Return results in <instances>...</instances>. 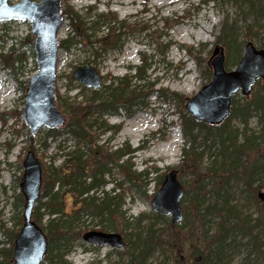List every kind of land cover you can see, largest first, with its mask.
<instances>
[{
	"label": "rangeland",
	"instance_id": "rangeland-1",
	"mask_svg": "<svg viewBox=\"0 0 264 264\" xmlns=\"http://www.w3.org/2000/svg\"><path fill=\"white\" fill-rule=\"evenodd\" d=\"M33 1L40 2V0ZM93 1L95 3V0ZM19 2L20 0H12L10 4ZM86 3V0H63L62 10L67 8L80 16L86 23L85 27H93L88 34L95 32L98 38L108 33L115 38L116 34L121 32L120 37H116L121 49L103 53L100 50L101 44L89 46L86 39L77 36L75 23L64 16L59 41L66 40L68 43L59 52L55 90L61 100H56V106L68 121L69 116L62 107L63 101L71 102L78 97V102H81L90 96L89 89L73 78L78 68L88 65L97 70L103 85H109L115 79L114 87H123L127 93L135 91L142 94L143 105L132 106L129 111L121 109L118 117L105 116L99 121L104 124L103 127L96 125L92 132L98 138L97 146L103 147L104 150L109 152L118 149L128 150V156L124 157L122 162L131 166L133 172L142 175L134 181L138 187L135 188L126 179V171L112 163L109 165L111 173L105 176L104 180L113 183V190L108 191L107 188L100 187L90 193L99 202L106 196L120 197L121 207L113 208H117L119 216L123 217L119 219L114 216L113 231L125 238L126 246L117 253L104 248L100 254L88 252L89 255L85 257L83 252L87 249L84 245H79L72 249L66 260L70 264H89L92 261L100 264L96 261L101 258L103 260L101 264H126L129 253L133 252L134 238L131 234H135L138 230V222L141 227H147L154 222L155 228L163 230L160 233L161 246L150 252L147 264H177L179 257L187 262L194 246L199 248L205 246L206 232L208 236H213L219 231L218 222L221 220L219 217H207V220L202 222L191 213L188 214L185 207L190 197H185V194L181 200L184 217L177 228L182 240L175 244L173 242L175 238H172L175 230L166 224V221L154 219L153 214L156 212L152 208L154 199L152 196H156L161 187L158 179L165 178L171 171H176L177 178L186 191L190 183V175L185 174L186 168L182 161V147L186 139L182 133L180 108L172 102L160 99L157 95L153 97V94L161 89H167L185 98H192L199 93L212 79V71L210 70L208 74L206 66L214 47L217 46L216 38L220 34L224 19L228 18L229 22L237 21L241 25L244 24L245 17L250 20L252 13L255 12L260 24L264 25V15L258 13L259 6L264 4V0H97L93 9L89 10L84 8ZM98 14L104 16L105 24L102 25L98 20ZM104 27L106 28L102 31ZM145 27L147 28L144 29ZM30 32L31 25L26 21L0 23V52H8L14 47L26 57V63L17 71L16 78L6 75L0 63V249L12 247L11 234L19 232L22 227L19 222L23 207L17 209L14 204L21 194L20 184L23 179V163L28 153L29 129L22 126V117L10 118L6 123L1 119L2 114L21 113L27 93L23 88H27L28 79L37 72L35 57H31L29 48L31 45L33 49L34 43L29 36ZM260 34V37L251 40L244 36L240 37L241 55L244 54L248 41H251L257 49H262L264 30ZM27 37L30 38L29 42L26 41ZM23 43L28 45L22 47ZM96 53L101 55L96 56ZM225 56L227 70H234L237 67L235 53L232 52L228 56L225 50ZM138 68H141L142 78L137 77ZM125 78L128 88L127 85L120 84ZM254 90L255 87L252 93ZM237 97L243 101L241 93ZM66 124L60 129H64ZM232 124L240 129L243 127L238 120H233ZM113 126L119 128L116 130L112 128ZM249 126L255 131L260 129L256 117L250 120ZM109 127L112 129H108ZM45 131L46 128H42L34 136L37 139L36 155L40 162L43 157L44 162L51 166L53 159L59 154L58 146L59 144L63 146L66 136L48 140L46 142L48 148L45 151L43 146ZM213 134L210 135L211 140L205 144V132L199 134L195 142L197 151L203 152L204 167L220 162V157L216 154L217 148L209 149ZM74 143L75 140L69 137L66 141L67 148L73 150ZM136 151L137 155L134 154ZM85 159L88 160V157L86 156ZM59 164L58 160L54 162V166ZM89 172H92L91 167ZM224 188V197L217 198L216 195H210V204L231 206L243 219L255 216V204L247 195L242 181L231 177ZM65 205L67 213L78 209L75 198L70 193L65 195ZM44 212L42 210V213ZM165 217L167 221H171L170 216ZM48 218V215H44V225ZM236 221L232 216L224 227L229 230ZM125 223L128 224L127 227L124 226ZM79 226L83 232L91 228L104 227L103 217L84 216ZM245 243L246 238L242 234H229L222 256L220 258L211 256L207 263L256 264L253 254L248 257ZM108 253L111 255L105 257Z\"/></svg>",
	"mask_w": 264,
	"mask_h": 264
},
{
	"label": "trees",
	"instance_id": "trees-1",
	"mask_svg": "<svg viewBox=\"0 0 264 264\" xmlns=\"http://www.w3.org/2000/svg\"><path fill=\"white\" fill-rule=\"evenodd\" d=\"M241 10L243 11V9ZM258 13L264 15V4H260ZM63 14L72 23H75L77 36L86 39L89 46L101 44L100 50L103 53L121 49L116 39V37H120L121 32L116 34L115 38L110 33L98 38L95 32L88 34L93 27H85L86 23L73 11L65 8ZM97 17L102 25L106 23L102 14H98ZM251 17L250 20L245 17L244 24L241 25L237 21L229 22L228 18H225L220 34L216 38L215 44L222 47L224 51L226 50L228 56L232 52L235 53L236 64L242 58L240 37L244 36L251 40L254 37H260V33L264 30V25L260 24L255 12ZM26 41L29 42L30 38L27 37ZM67 43L66 40L61 41L60 48L63 49ZM27 45L23 43L22 47ZM29 48L31 57L34 58L32 46L30 45ZM262 49L264 50V46ZM0 63L4 71L16 78L17 71L22 69L23 64L26 63V57L24 53L18 52L12 47L8 52H0ZM206 70L208 74L211 72L208 64ZM142 76L141 68H138L137 77L142 78ZM120 84L127 85L128 88L126 78L121 80ZM114 85L115 79L109 85H102L99 90H89L90 96L81 102H78V97L71 102L63 101L62 107L65 108V112L69 116L65 128L45 131L46 136L43 143L45 151L48 148L46 144L48 140L66 137L63 140V146L59 144V154L55 156L57 159H53L51 166L44 162L43 157L41 158L42 191L40 200L34 209L33 220L42 227L48 241V253L43 264H70L66 257L74 247H77V240L82 239L83 229L79 223L84 216L103 217L104 228L115 229L114 216L116 215L119 219L123 217L119 216L117 208H113L114 206L121 207L120 197L106 196L99 202L93 194H90L94 189L104 188L106 184L104 177L111 173L110 164L113 163L118 168L125 170L126 179L132 183L133 187L138 188L134 181L142 173L133 172L131 166L122 162L129 153L128 150L118 149L115 152H109L105 149V151L103 147L97 146L98 138L92 133L96 125L103 127L104 124L99 121H102L105 116H115L121 109L129 111L132 106H141L144 103L142 94L135 93V91L127 93L125 88L114 87ZM23 89L27 90L26 87ZM151 91L153 93V89ZM83 92L85 91L83 90ZM156 94L164 101L172 102L180 108L182 133L186 139L182 148V161L186 168L185 174L190 175V183L185 191V197H190V201L185 207L186 211L202 222L206 221L207 217H219L221 220L218 222L219 231L216 234L208 236L206 232L205 246L200 248L194 246L187 262L179 257L177 264H208L207 261L211 256L220 258L227 245L228 235L236 233L242 234L246 238L248 257L253 254L256 264H264V81H257L254 92L249 96H243V101L234 96L230 116L217 126L195 121L185 110L186 98L183 95L170 92L167 89H161ZM57 99L61 100L58 95ZM20 117V112L7 113L2 114L1 120L6 123L10 118ZM253 117L257 118L260 127L258 131L249 126ZM233 120H238L243 126L242 129L234 126ZM22 126L27 129L25 124ZM112 128L117 130L119 127ZM203 132H205L204 144L211 140L210 135L214 133L209 149L217 148L216 154L220 157L219 164L203 166V152L199 153L198 147L195 146L198 135ZM69 137L75 140L73 150H69V147L66 146ZM30 150L37 152V139L28 134L27 151ZM86 156L88 160L85 159ZM56 160L60 161L58 166H54ZM90 167L92 172H89ZM231 177L242 181L247 195L255 204V216L243 219L236 214L235 209L231 206L209 203L210 195H216L217 198L224 197V187ZM164 180L165 178H159L158 184L162 185ZM67 193L75 198V204L78 206V209L72 213L66 212L65 195ZM14 206L17 209L24 206L21 194L16 198ZM42 210L45 212L42 213ZM44 215L49 217L45 225L43 224ZM153 216L157 221H166V224L175 230L172 235V238H175L173 239L175 244L182 240L177 230L179 224L167 221V218L161 213L153 214ZM232 216L237 221L227 230L224 226ZM147 219H151V217H147ZM22 223L21 216L19 225ZM124 226L127 227L128 224L125 223ZM155 227L154 222L147 227H141L138 222V230L135 234H131L134 238L132 241L133 252L129 253V260L126 264H147L150 252L161 246L160 233L163 230ZM17 234L18 232L11 234L12 247L0 249V264H13V243ZM170 245L172 244L170 243Z\"/></svg>",
	"mask_w": 264,
	"mask_h": 264
},
{
	"label": "water",
	"instance_id": "water-1",
	"mask_svg": "<svg viewBox=\"0 0 264 264\" xmlns=\"http://www.w3.org/2000/svg\"><path fill=\"white\" fill-rule=\"evenodd\" d=\"M0 0V23L26 21L31 24L30 37L37 72L28 79L26 102L22 119L35 136L42 128L55 130L63 126L66 116L56 106V79L59 63V33L64 24L62 13L63 0ZM208 65L213 69L211 81L192 98H186V111L198 122L220 125L230 115L232 98L240 92L248 96L255 82L264 80V50L247 43L245 53L234 70L225 68L224 49L215 46ZM73 78L87 89H99L102 80L97 70L88 65L78 68ZM24 175L20 185L25 199L23 227L15 240L12 260L14 264H42L48 252V242L43 230L33 221L35 204L40 199L42 188V166L34 151H29L23 163ZM184 188L171 171L165 178L160 190L152 201L154 212L170 216L173 223L183 220L181 200ZM84 240L100 245L122 249L126 243L115 233L91 231Z\"/></svg>",
	"mask_w": 264,
	"mask_h": 264
},
{
	"label": "flooded vegetation",
	"instance_id": "flooded-vegetation-1",
	"mask_svg": "<svg viewBox=\"0 0 264 264\" xmlns=\"http://www.w3.org/2000/svg\"><path fill=\"white\" fill-rule=\"evenodd\" d=\"M95 190V189H94ZM93 190V191H94ZM114 192V191H113ZM114 229H106L104 227H99L97 229H89L87 232H91V231H96V232H104V233H116L113 231ZM87 232H83L82 233V239L80 240H77V244L78 245H84V247H86L87 249V252H91V253H97V254H100L102 252V249H104L105 247L104 246H100V245H96V244H92V243H89L87 241L84 240V235L85 233ZM125 240V238H124ZM126 241V240H125ZM110 250L114 253H117L119 251V249H114V248H110ZM111 254H107L105 255V257H109ZM102 259L100 258L98 261L96 262H100V264L102 263ZM89 264H95L94 261H92L91 263Z\"/></svg>",
	"mask_w": 264,
	"mask_h": 264
}]
</instances>
